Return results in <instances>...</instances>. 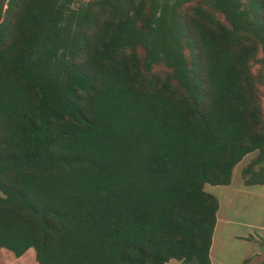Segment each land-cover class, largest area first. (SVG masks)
<instances>
[{"label":"trees","instance_id":"1","mask_svg":"<svg viewBox=\"0 0 264 264\" xmlns=\"http://www.w3.org/2000/svg\"><path fill=\"white\" fill-rule=\"evenodd\" d=\"M258 45L264 0H0V249L211 264L204 185L264 184Z\"/></svg>","mask_w":264,"mask_h":264},{"label":"rangeland","instance_id":"2","mask_svg":"<svg viewBox=\"0 0 264 264\" xmlns=\"http://www.w3.org/2000/svg\"><path fill=\"white\" fill-rule=\"evenodd\" d=\"M217 18L224 22L223 17L219 13H215ZM138 57H142V50L136 49ZM255 59L251 60V72L255 78L259 89L260 103L262 114L264 117V46L258 45L255 53ZM156 76L163 82H168L169 70L159 64L156 65L147 73ZM257 151L248 153L240 162H238L232 169L231 182L227 185H210L205 184L204 189L218 199L221 209L218 213L219 217L226 218L230 221L244 222L253 226L252 231H259L258 227L264 225V184L246 186L243 183L241 169L246 166L250 160L255 157ZM244 228V227H243ZM245 229V228H244ZM229 228H219L216 231V241L218 237L220 240L216 243L212 257L214 264H235L242 255L248 253V248L255 247L260 244L261 257L260 263L264 264V237L258 236L254 238L252 243L242 244L233 240L229 235ZM247 248V249H246ZM246 249V250H245ZM255 261H250L253 264ZM0 264H38L35 259L34 249L31 247L27 249L22 255L16 257L10 251L0 249Z\"/></svg>","mask_w":264,"mask_h":264},{"label":"crops","instance_id":"3","mask_svg":"<svg viewBox=\"0 0 264 264\" xmlns=\"http://www.w3.org/2000/svg\"><path fill=\"white\" fill-rule=\"evenodd\" d=\"M220 209H221V206H220V203L218 201V209L216 211V223H215L214 231L212 234V241H211L210 250H209V256H210L211 264H214L213 257H212L213 249H214L216 243L220 240L219 238H221V237H218V240L216 241L215 234L219 228L225 227L226 230L229 228L230 237L233 240L240 242L242 244L243 243L244 244L252 243L254 238H258L259 235H260V237H264V225H261L260 227H258L259 231L253 232L252 231L253 226L251 224H247L244 222H238V221H230L226 218L219 217L218 213H219ZM257 244L258 245L255 247V249H253L252 246L249 247L248 253L246 255H242L241 258L235 264H250V261H252V260L255 261L253 264H259L260 263V257H261L260 252H261V249L263 247H261L259 243H257ZM166 264H180V262L178 260L172 258V259H169ZM220 264H224V263H220Z\"/></svg>","mask_w":264,"mask_h":264}]
</instances>
